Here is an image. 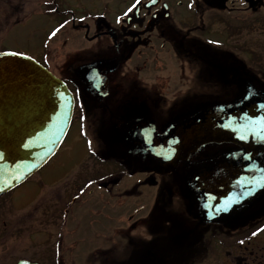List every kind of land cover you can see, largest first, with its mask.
I'll use <instances>...</instances> for the list:
<instances>
[{
  "label": "flooded vegetation",
  "instance_id": "flooded-vegetation-1",
  "mask_svg": "<svg viewBox=\"0 0 264 264\" xmlns=\"http://www.w3.org/2000/svg\"><path fill=\"white\" fill-rule=\"evenodd\" d=\"M133 4L106 0L101 10L62 11L59 21L50 14L42 45L26 53L62 80L74 98L71 127L57 151L62 155L55 167L62 194L58 225L47 234L56 233L62 243L84 223L91 233L105 225L100 241L105 252L133 247L139 264H167L202 230L201 240L211 239L218 249L227 228L239 250L234 264H264V241L258 236L264 231V193L212 222L188 194L191 165L237 154L238 146L211 144L218 147L215 152L201 148L168 172L143 148L128 143L135 138L134 126L149 125L160 135L199 110L236 104L248 94L264 96L255 77L256 62L264 57V0ZM56 56L63 62L57 63ZM151 66L153 85L147 89L140 74ZM260 160L264 164V155ZM145 191L182 197L187 209L177 210L170 202L169 212L144 216ZM132 196L139 201L129 213Z\"/></svg>",
  "mask_w": 264,
  "mask_h": 264
},
{
  "label": "water",
  "instance_id": "water-1",
  "mask_svg": "<svg viewBox=\"0 0 264 264\" xmlns=\"http://www.w3.org/2000/svg\"><path fill=\"white\" fill-rule=\"evenodd\" d=\"M247 97L236 104L199 110L160 135L149 125L132 128L136 135L128 143L143 148L168 172L183 161L188 163L190 155L206 145L240 148L237 154L190 166L188 194L199 200L207 221L227 216L264 193V164L260 160L264 155V96ZM73 111L74 98L62 80L29 56L0 53V197L26 182L56 154ZM240 135L246 139H239ZM245 186L252 189L251 195H241ZM204 193L217 197L207 202L224 210L206 209Z\"/></svg>",
  "mask_w": 264,
  "mask_h": 264
},
{
  "label": "rangeland",
  "instance_id": "rangeland-1",
  "mask_svg": "<svg viewBox=\"0 0 264 264\" xmlns=\"http://www.w3.org/2000/svg\"><path fill=\"white\" fill-rule=\"evenodd\" d=\"M105 1L0 0V52L28 53L40 47L46 37L49 22L52 21V16L48 14L51 8L48 10L47 5H53L54 8L55 5H61L59 13L53 15L55 21H59L62 18V11L70 9L80 14L92 9L101 10ZM114 1L118 4L121 0ZM55 60L57 63L63 62L60 56H56ZM256 63L257 86L264 89V57L261 62ZM140 78L142 87L152 89L153 66L141 72ZM225 92L228 91L225 90ZM70 137L69 134L68 140ZM215 149L217 150L218 147L209 145L202 148L200 152L208 153ZM59 154L11 194L0 198V264H18L21 260L40 264H139L140 260L137 261L139 255L133 247L114 250L112 253L104 251V243L101 242L104 240L105 225L101 228L97 227V232L91 233L89 225L84 223L77 234L65 237L62 243L59 238H56V233L47 234V230H53L56 228L53 226L58 225L57 204L60 203L58 199L62 194L59 190L61 182L56 180L58 171L55 167L62 160V155L58 157ZM166 178L175 180L173 176ZM167 187L170 189L171 185ZM145 193L142 202L145 209L141 213L144 216L152 213L156 217V214L169 212L170 202L177 205V210L187 209L188 202L182 197V199L178 198L168 192H159L158 196H151L146 191ZM137 201H139L138 198L129 197V213L136 209ZM48 204L49 211L46 208ZM46 211L49 212L48 215ZM149 227L150 224L145 227V238H148L145 234H148ZM230 230L225 229L226 234L223 237L225 244L220 245L218 249L212 245L211 239L201 240L200 234L202 232L206 234L203 230L193 234L170 255L167 264H234L239 250L238 246H235L236 239L227 235ZM258 236L264 241V231ZM99 246H103L102 249H98Z\"/></svg>",
  "mask_w": 264,
  "mask_h": 264
},
{
  "label": "snow or ice",
  "instance_id": "snow-or-ice-1",
  "mask_svg": "<svg viewBox=\"0 0 264 264\" xmlns=\"http://www.w3.org/2000/svg\"><path fill=\"white\" fill-rule=\"evenodd\" d=\"M155 2H156V0H151V3H155ZM139 3H140V0H135V4H133V7H135L136 4H139ZM129 11H131V9H129ZM97 77H99V73H97ZM94 86H96V85H94ZM247 98H248L247 96L244 97V99H247ZM245 115H247V114H245ZM248 119L252 120L254 123H259V121L254 120L252 117H248ZM223 127L227 128L228 125L225 124V125H223ZM238 138L241 140L246 139V137L244 135H240ZM245 193H247L248 195H251L252 189L249 186H245L244 192H242L241 195H244ZM204 198H205L206 209H209L211 211H223L224 210V209L218 208L215 203L210 204L207 202L209 199H211V200H217L218 199L217 197L212 196L211 193H204ZM227 207H228V205L225 206V208H227ZM254 235H255V233H254Z\"/></svg>",
  "mask_w": 264,
  "mask_h": 264
},
{
  "label": "bare ground",
  "instance_id": "bare-ground-1",
  "mask_svg": "<svg viewBox=\"0 0 264 264\" xmlns=\"http://www.w3.org/2000/svg\"><path fill=\"white\" fill-rule=\"evenodd\" d=\"M72 117H73V116H72ZM71 123H72V121H71ZM70 126H71V124H70ZM68 132H69V130H68ZM68 132H67V134H68ZM66 136H67V135H66ZM65 138H66V137H65ZM65 138H64V140H65ZM64 140H63V141H64ZM156 161H157V160H156ZM157 162H158V161H157ZM158 164H159V167H161V165H160V161L158 162ZM161 168H162V167H161ZM162 170H164V169L162 168ZM164 171H167V170H164ZM32 177H33V176H32ZM32 177H31V178H32ZM29 179H30V178H29ZM29 179H28V180H29ZM28 180H27V181H28ZM27 181H26V182H27ZM24 183H25V182H24ZM20 186H21V185H20ZM14 190H15V189H14ZM14 190H13V191H14ZM13 191H12V192H13ZM10 193H11V192L7 193L6 195H9ZM6 195H4V196H6ZM4 196H3V197H4Z\"/></svg>",
  "mask_w": 264,
  "mask_h": 264
}]
</instances>
